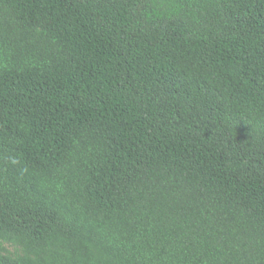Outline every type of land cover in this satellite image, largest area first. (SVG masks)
Listing matches in <instances>:
<instances>
[{"label": "trees", "instance_id": "16d2710c", "mask_svg": "<svg viewBox=\"0 0 264 264\" xmlns=\"http://www.w3.org/2000/svg\"><path fill=\"white\" fill-rule=\"evenodd\" d=\"M0 264H264V0H0Z\"/></svg>", "mask_w": 264, "mask_h": 264}]
</instances>
